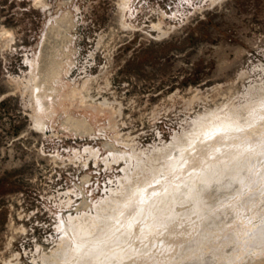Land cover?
<instances>
[{"label":"rangeland","instance_id":"374dc122","mask_svg":"<svg viewBox=\"0 0 264 264\" xmlns=\"http://www.w3.org/2000/svg\"><path fill=\"white\" fill-rule=\"evenodd\" d=\"M223 120L226 145H264V0H0V264L54 259L66 227ZM239 158L231 198H209L215 244L174 264H264V146ZM144 247L168 255L164 235Z\"/></svg>","mask_w":264,"mask_h":264},{"label":"bare ground","instance_id":"6f19581e","mask_svg":"<svg viewBox=\"0 0 264 264\" xmlns=\"http://www.w3.org/2000/svg\"><path fill=\"white\" fill-rule=\"evenodd\" d=\"M50 39L52 40L48 43L47 51L54 50L53 45L57 40L56 37ZM49 53L52 54L50 51ZM40 80L38 92L42 96L45 90ZM251 110V108L248 109L249 112ZM234 127H236L235 123L223 120L220 124L212 126L209 131L200 132L201 135L198 133V137H196L194 130L195 137L194 134H189L182 146L174 144L165 148L161 158L163 163L158 168L150 169L151 172L143 177L145 180L142 185L126 186L115 200H108L102 204L97 213L93 215L92 220L81 218L77 223L66 227V235L63 239L71 238L72 244L68 245L70 244L68 243L69 240H62L68 244L58 245L61 247L60 250H57L60 252L59 255L56 254L58 257L54 255L55 259L54 256L50 255L54 259H49L47 256L48 259L45 257L46 260L43 264H165L167 261L172 262L173 254H175L174 258L183 260L188 251L192 258H190V262L194 260L195 257L191 254L198 251L199 248L201 249L203 245L212 246L215 244L210 236H205L202 233L206 228L205 225L208 227L213 224V221L216 223L217 219V221L220 219L219 222H222L218 215L216 218L217 210L213 208L216 201H214V205H212V201L211 209L210 200L212 198L215 200L218 196V200L220 198L222 200L226 196L231 198L230 193L236 190V186L241 182L245 172L237 166L238 158L243 155L239 160H249L254 152L264 146L254 145L250 147L251 149L238 150L234 144L226 145L224 139ZM143 168L144 166H141L139 171ZM194 170H196L197 176L191 177V172ZM219 171L221 175L216 176L219 180L210 181L209 178L214 179V174ZM225 177L229 178L225 180ZM129 181L131 179L127 183ZM174 181L177 183L173 185ZM213 182L215 185L212 184ZM205 184L209 185L206 187ZM212 185L216 186L217 190L222 187V190H225V196L221 197L224 194V191H222L223 194L221 193V188L216 195V187ZM232 185H236L234 189ZM210 187L215 190L211 189V192H208ZM196 190L198 191L196 192ZM213 192L215 195L212 194ZM210 197L211 199H209ZM236 203L239 201H236L234 205ZM206 205L210 207H205ZM204 209L206 210L205 213L208 212L207 214H204ZM210 210L212 213H209ZM214 210L216 211L213 213ZM208 214L210 216H206ZM228 216V214L222 215L224 220ZM140 219L145 220L144 225L139 223ZM193 230H198L197 236L189 239V233ZM231 233L229 232L227 235ZM162 235L166 237L168 255L164 258H158L153 254L150 255L144 246L150 239ZM57 251L55 250V253ZM216 257L218 255H215ZM221 259L219 260L221 261ZM183 261L180 260L179 262ZM196 261L198 262V259ZM199 261L205 262L207 260L199 259ZM190 262L188 259V263L183 262V264H190ZM221 264L225 263L222 262Z\"/></svg>","mask_w":264,"mask_h":264}]
</instances>
